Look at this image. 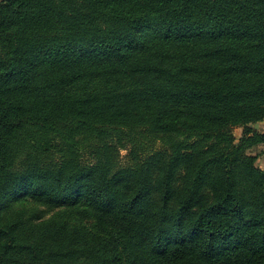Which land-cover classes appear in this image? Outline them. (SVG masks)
Masks as SVG:
<instances>
[{"label":"trees","instance_id":"obj_1","mask_svg":"<svg viewBox=\"0 0 264 264\" xmlns=\"http://www.w3.org/2000/svg\"><path fill=\"white\" fill-rule=\"evenodd\" d=\"M262 121L264 0H0V264H264Z\"/></svg>","mask_w":264,"mask_h":264},{"label":"rangeland","instance_id":"obj_2","mask_svg":"<svg viewBox=\"0 0 264 264\" xmlns=\"http://www.w3.org/2000/svg\"><path fill=\"white\" fill-rule=\"evenodd\" d=\"M255 124L253 125V127L256 130H260L264 132V121L259 122L258 128H256ZM233 132L236 138L239 139L244 133V127L242 126L235 127ZM249 152L252 154H256L258 156L257 164L264 169V144H259V145L252 147L249 150ZM127 153H128V150H121L120 160L122 163H125L127 161ZM85 157L90 158L88 154H85Z\"/></svg>","mask_w":264,"mask_h":264},{"label":"water","instance_id":"obj_3","mask_svg":"<svg viewBox=\"0 0 264 264\" xmlns=\"http://www.w3.org/2000/svg\"><path fill=\"white\" fill-rule=\"evenodd\" d=\"M255 126H256V128H258V126H259V122H258V123H256V124H255Z\"/></svg>","mask_w":264,"mask_h":264}]
</instances>
